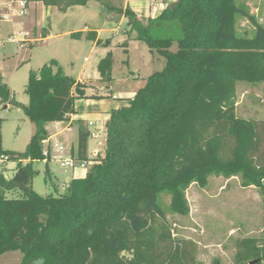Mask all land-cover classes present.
<instances>
[{
  "label": "trees",
  "instance_id": "1",
  "mask_svg": "<svg viewBox=\"0 0 264 264\" xmlns=\"http://www.w3.org/2000/svg\"><path fill=\"white\" fill-rule=\"evenodd\" d=\"M27 1L63 12L101 3L124 15L137 40L163 57L165 66L128 106L112 111L105 156L87 177L46 197L33 189V180L34 164L50 161L44 152L47 125L73 115L87 86L51 60L30 71L25 105L0 76V105L20 109L35 126L23 153L4 150L0 133V157L17 163L9 180L0 167V256L20 252L21 264H196L195 245L173 239L160 196H170L173 212L187 215L188 188L205 187L216 174L239 176L264 202V121L236 114L238 83H264V26L236 0H178L147 24L130 8L110 6L119 0ZM238 15L254 26L252 38L237 35ZM87 39L102 44L95 34ZM113 66L109 52L97 67L100 81L112 83ZM88 136L81 128V161L88 160ZM50 177L47 168L46 181ZM9 191L21 196L9 199ZM240 246L238 264H264V240Z\"/></svg>",
  "mask_w": 264,
  "mask_h": 264
},
{
  "label": "rangeland",
  "instance_id": "2",
  "mask_svg": "<svg viewBox=\"0 0 264 264\" xmlns=\"http://www.w3.org/2000/svg\"><path fill=\"white\" fill-rule=\"evenodd\" d=\"M0 1V3L2 1L7 3L10 0ZM236 4L250 15L251 13L257 15L256 12H259L261 20L257 18L258 22L264 26V0H236ZM28 9L29 14L25 18L17 19L12 23H0V37L4 40L0 45V74L6 81H10L16 100L23 103L28 102L25 89L29 68L36 70L42 62H47L54 57L67 56L75 60V76L83 67L85 68V77L95 76L99 54L92 52L90 43L77 46L70 44L65 50V46H61L62 39H53L48 44L42 46L38 44L35 49H32L31 45L28 46L26 42L24 43L26 44L25 48L20 49L18 44L9 41L8 37L13 31H24V29L35 31L32 30L33 25L30 24V12H32L30 5ZM105 14H107L106 10ZM104 15L102 16L104 17ZM89 20L83 15L65 19L59 13H53L49 22L53 27L51 31L57 34L81 28L83 21L88 22ZM113 20H108L113 27L120 25V18L117 17ZM42 22L44 21L42 20ZM124 27L120 26L119 28L122 30ZM236 30L239 37L252 38L255 34L254 26L243 15H238L236 18ZM119 32L129 34V31ZM113 35L111 33L105 36L111 38ZM119 39L120 37L115 36V40L119 41ZM129 50L130 53L126 55L119 47H113L115 66L113 67L112 87L118 96L123 97L118 99L123 107L128 105L134 94L145 86L150 75L161 71L165 66V60L160 55L159 57L164 63H151L150 56H148L150 55L148 54L149 49L141 41L132 42ZM172 51H177V45H174ZM31 53H33L31 65L27 62L23 63L26 57L31 59L29 56ZM85 58L89 61H86ZM125 61H128V64L124 63ZM90 83V87L94 88V93L111 94L108 92L110 83L102 81L98 83L90 81ZM4 106L0 105L2 147L7 151L23 153L35 132V126L21 110L15 107L4 109ZM236 114L239 118L246 120L264 121V83H238ZM67 123L69 120L65 124ZM93 144L91 141V149ZM101 147L102 151L96 162H100L105 156L106 148ZM72 155H75V150L72 151ZM47 168L51 177L46 181ZM34 169L38 173L33 180V188L43 197L51 194L56 195L54 183L63 184L72 177V172L62 169L59 163L54 161L49 162L48 165L42 161L37 162L34 164ZM12 174L9 173L7 176L10 177ZM58 188L56 187L57 190ZM60 189L59 193L65 192L63 187ZM17 194L21 196L19 192ZM186 198L189 205L187 215L173 212L171 198L167 194L160 196V202L165 210L166 223L173 239L182 246L189 245V243L195 245L196 264H238L237 259L242 249L240 246L242 241L257 240L260 245L264 240L263 197L257 188L244 187L239 176L227 178L223 175L213 174L208 178L205 187L197 184L191 185L186 191ZM22 258L23 255L20 252H9L0 256V264H21ZM244 264H250V262Z\"/></svg>",
  "mask_w": 264,
  "mask_h": 264
},
{
  "label": "crops",
  "instance_id": "3",
  "mask_svg": "<svg viewBox=\"0 0 264 264\" xmlns=\"http://www.w3.org/2000/svg\"><path fill=\"white\" fill-rule=\"evenodd\" d=\"M177 2L178 0H119V1L110 2V6L116 9H120V10H125L127 8H130L137 15L140 21L147 24L149 20L157 19L165 9L174 6ZM29 5L31 6L30 11L32 10V12H30V18H31L30 24L33 25L32 30H35V31H28L27 29H24V31H17V32L13 31L10 34L14 32L16 33L23 32L24 34H26L27 35L26 37L27 45L28 46L31 45L32 49H35L36 47H38V44L39 45L41 44V46L44 44H48L53 39H62L61 46H65L64 47L65 50H67L70 44L77 46L79 44L90 43L92 52H97L99 54V57L96 61V67H95L97 70V67L100 61L104 59L109 52L113 53L114 46L119 47L120 49L124 51L126 55H128L130 53L129 47L131 43L134 41H137V35L135 32L132 31L131 27L129 26L127 18L118 12L108 10V8H106L104 5L98 2L90 1L85 6H74L64 12L58 10L56 7H47L41 2H29ZM105 10L107 13L105 14L106 16L104 15ZM256 10L259 11V9H256ZM53 13H59L62 16V18H65V19H69L72 16L80 17L81 15H83L84 17L86 16V19L89 18L90 20L88 22L83 21L81 28L71 29L68 31H62V32H58L57 34H54L53 31H51L53 28L52 24L49 22L50 17L52 16ZM256 14L257 15H255L254 13H251V15L255 16L257 19L260 17V14L259 12H256ZM102 15H104V17ZM117 17L120 18V25L118 24L117 27L115 26L113 27L112 24L108 20L110 19L111 21H114L113 19ZM39 19H40V23H39ZM42 20L44 22H42ZM259 20L261 19L259 18ZM125 24H126V27H124ZM120 26L124 28L121 30L119 28ZM48 28L50 29V31ZM118 31H129V34H126V33L123 34L122 32L118 33ZM78 33H81V37L73 38V35L78 34ZM89 33L95 34L97 41H101L102 44L97 45V42L88 40L87 35ZM111 33H113L116 37H120L119 41L115 40L114 35L111 38L105 36ZM107 41H110V44L108 46L104 45ZM23 45L25 48L26 44H23ZM32 54L33 53L29 55L31 56V59L26 57L23 63L27 62L29 63V65H31ZM148 54H150L148 56H150L151 63H154V62L164 63V61L159 57L158 53L156 52L151 53L150 50H148ZM51 60L57 61L67 76L73 77L78 82L85 84L87 88H86L85 97L78 99L75 103L76 112L73 115H71L70 118L67 119V121L68 120L70 121L71 118L73 119L72 131L64 132L62 128L60 127L61 123L59 122L49 123L47 125V131L49 133V136H51L53 140L60 141L65 146L71 147L73 150H75V152H78L80 129L81 128L86 129L89 135L88 143H87V159L91 160L93 159L94 151L100 150V149L102 151V147L99 145V143H103V147L105 146L106 148V141H107L106 125L111 117L112 111L123 107L122 103L119 102L118 99L117 100L114 99V96L118 98H123V97L118 96L115 93L112 87L113 81L112 83H110V87L108 89L109 90L108 92H111V94L110 93L108 94L94 93V88L90 87V84H91L90 81H93L95 83L101 82L98 70L95 76L85 77V68L83 67L81 71L78 72L77 76H75L74 73L76 71V62L71 57L68 58L67 56L63 58L54 57L48 60L47 62H42L36 70L29 68L28 74L26 75V80L28 81L30 71L38 72L45 64H48ZM85 60L89 61L87 58H85ZM124 63L128 64V61H125ZM114 66H115V57H114ZM0 76L3 78L4 82L8 84V86L10 87L11 91L13 92L15 96V93H14V90L12 89L10 81H6L2 74H0ZM112 78H113V71H112ZM124 98H127V97H124ZM20 103L27 105L29 103V98H28L27 103H23V102H20ZM11 107L13 106L5 105L4 109H8ZM89 121L96 122L97 123L96 126L90 127L88 125ZM93 134H96L98 138L97 137L95 138ZM91 141L94 143L92 149L90 146ZM24 164H26V162H24ZM2 166H4L2 168V171L4 173L5 178L7 180L12 179L16 173L17 163L7 162ZM66 171H70V170L66 169ZM9 173H13V174L10 177H8L7 174ZM88 173H89V170H85V171L79 170L77 171V175L74 178V173L72 172V177L68 178L66 182L68 180L72 181L75 179H84L87 177ZM66 182H64L63 184L54 183L56 193L60 192L59 191L61 190L60 188L63 187V185H65ZM56 187L58 188V190L56 189ZM17 193L18 191H9L6 196L9 199L17 198L18 197ZM59 194H62V193H59Z\"/></svg>",
  "mask_w": 264,
  "mask_h": 264
},
{
  "label": "built area",
  "instance_id": "4",
  "mask_svg": "<svg viewBox=\"0 0 264 264\" xmlns=\"http://www.w3.org/2000/svg\"><path fill=\"white\" fill-rule=\"evenodd\" d=\"M29 2L27 0H10L9 2L0 3V23L9 22L12 23L17 19L25 18L29 14ZM27 35L23 32L20 33H12L9 35L8 40L15 42L18 44L20 49L24 48V43L26 40ZM4 42L3 38L0 37V45ZM114 99H119L118 97L114 96ZM68 116L65 121L59 122L61 123V128L64 132H71L73 127V119L71 118L69 123L65 124L67 119L70 118ZM96 122L89 121L88 125L90 127L96 126ZM93 136L98 138L96 134ZM100 146H103V143H99ZM105 147V146H104ZM73 149L71 147L65 146L60 141H55L52 139L51 136L44 142V152L50 156V161L44 160L45 164H49V162L54 161L59 163L62 169H68L74 173V178L77 175V171L79 170H89L92 168L93 165L99 163L96 160L99 158L101 149L96 150L93 152V159L81 161L78 158V152H75V155H72ZM8 162L7 157H0V167ZM76 173V174H75ZM70 180H68L63 188L66 190L69 187Z\"/></svg>",
  "mask_w": 264,
  "mask_h": 264
},
{
  "label": "water",
  "instance_id": "5",
  "mask_svg": "<svg viewBox=\"0 0 264 264\" xmlns=\"http://www.w3.org/2000/svg\"><path fill=\"white\" fill-rule=\"evenodd\" d=\"M5 108H7V107H5ZM250 264H253V263H250Z\"/></svg>",
  "mask_w": 264,
  "mask_h": 264
}]
</instances>
